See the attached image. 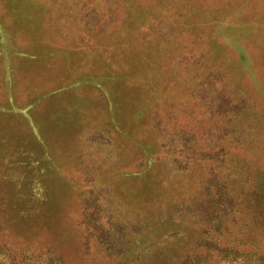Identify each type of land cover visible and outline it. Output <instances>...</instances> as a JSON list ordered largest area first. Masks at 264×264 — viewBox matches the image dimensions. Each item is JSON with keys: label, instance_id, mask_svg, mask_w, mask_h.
I'll return each mask as SVG.
<instances>
[{"label": "rangeland", "instance_id": "1", "mask_svg": "<svg viewBox=\"0 0 264 264\" xmlns=\"http://www.w3.org/2000/svg\"><path fill=\"white\" fill-rule=\"evenodd\" d=\"M167 13L179 42L147 44ZM261 26L264 0H0V264L264 258ZM135 41L161 79L132 77Z\"/></svg>", "mask_w": 264, "mask_h": 264}, {"label": "trees", "instance_id": "2", "mask_svg": "<svg viewBox=\"0 0 264 264\" xmlns=\"http://www.w3.org/2000/svg\"><path fill=\"white\" fill-rule=\"evenodd\" d=\"M140 10V9H139ZM176 16H177V18L180 20L181 18H184V17H187V15L186 14H184V13H178V15L177 14H175ZM167 18H162V19H160L159 20V22H152L151 24H150V31H149V33H148V35H146V42H147V44L148 43H150V42H154V44L156 43V38L160 35V34H162V33H164V35H165V37H168V38H170L171 39V37H170V35H172V39H175V40H177V38L178 37H180L181 36V33L183 32V30L182 29H180V28H178L175 24H174V19H175V17L173 16V15H170L169 13H167ZM131 17H132V19H130V22H131V24H140V22L142 21V16H141V14H140V11H138V8H132V15H131ZM173 21V22H172ZM147 23H148V21H147ZM126 25V24H125ZM172 25V26H171ZM152 26H154V28L156 29V30H158V32L156 33V31H155V29H153V27ZM170 26H171V28H170ZM222 26V25H221ZM120 27V26H119ZM113 28H115V29H117V30H119V28H117V26H114ZM126 28H127V26H126ZM167 29H168V31H167ZM196 29V28H195ZM198 29V28H197ZM219 30L220 29H218V27H215V31H217V34H219ZM122 31H124V30H122ZM165 31L166 32H169V33H171V34H169V33H165ZM261 31H262V36L264 37V26H261ZM194 32H196V36H198V41L199 40H203V34H204V31L203 30H201V29H198L197 31H194ZM127 34V33H126ZM169 34V35H168ZM129 37H131V38H133V36L131 35V31L130 30H128V34H127ZM178 36V37H177ZM136 38V37H135ZM174 40V41H175ZM169 41H171V40H169ZM178 41V40H177ZM179 42V41H178ZM135 43H136V45H135V48L137 49V51L135 52V56H134V58H133V63H138L137 65H135L136 67H135V69L137 70V71H132L133 72V75H132V77H134V78H139V77H141L142 76V74H141V72H146L147 73V75H149V79L148 80H150V79H152L153 78V76L154 77H157V78H159V79H161V72L159 71V67H158V62H157V60L155 59L154 60V58H151V56L154 54V51H153V49L152 50H148V48H150V47H148L149 45H146V44H144L143 46H144V48H145V53H144V55L142 54V52L139 50L140 49V47H143L141 44H139V43H137L136 41H135ZM153 44V45H154ZM152 45V46H153ZM223 50V46H221L220 48H219V51H222ZM241 50H242V52L241 53H239V55H240V59L242 60V61H244L245 60V55H244V53L246 52V49H244V48H241ZM139 52V53H138ZM148 52H149V54H148ZM202 53H204V51H202ZM140 55H142L141 56V59H143V60H141V59H139L140 58ZM145 55L147 56V57H145ZM141 60V61H140ZM239 62H241L240 60H239ZM170 63H171V61H170ZM205 64H206V61H205ZM118 69L119 68H121L120 66L119 67H117ZM180 76V77H179ZM106 78V77H105ZM180 78H181V75L179 74L178 76H177V80H176V83L177 84H179V83H184V81H182V80H180ZM198 80H201V79H198ZM79 83H81V81H78L76 84L74 83V84H71V86H74V85H77V84H79ZM88 83V82H87ZM257 84H259L260 86H261V89H262V91L264 92V85L263 84H261L260 83V81H258L257 80ZM161 86H163V84L161 83ZM170 86H172V85H170ZM100 87V86H99ZM198 87V85H194L192 88H194V89H196ZM157 89H158V87H156ZM163 88H164V86H163ZM189 89H191V88H189ZM157 97V99H158V96H156ZM179 98V97H178ZM168 100V99H167ZM183 100H185V98H181V102L183 101ZM145 108V107H144ZM228 108H227V103H226V101H224L223 103L221 102V105L219 106L218 105V111L219 110H223V112H220V113H224V112H226V110H227ZM262 111H264V108H262ZM142 112H144V110H142ZM225 114H228V113H225ZM225 115L223 114V117H224ZM229 115H227V117H228ZM195 119H197V117H194ZM204 131V130H203ZM257 144H258V142H257ZM134 145H135V143H134ZM138 148L140 149V150H142V152H144L145 153V155L146 156H148V162L150 163V165H148V163H147V161H146V164H147V166H151L152 164H153V162H154V159H153V156L154 155H156L157 153L156 152H160V150H155L154 148V146L153 145H151V147H147V146H145L144 144H142V143H138ZM149 146H150V144H149ZM147 148V149H146ZM259 152L261 153L262 152V150H259ZM172 159H175V161L177 162V160H178V162H179V164L180 165H182V161L180 160L181 158H178V157H175V158H173V157H171ZM174 161V162H175ZM187 165V164H186ZM262 166H264V165H262ZM261 166H257V168H260ZM262 168H264V167H262ZM181 169H184V168H181ZM261 169V168H260ZM179 171V170H178ZM261 174L263 173V172H260ZM142 175V174H141ZM226 177V176H225ZM257 188L258 189H260L261 188V193H264V175H261V176H259L258 177V185H257ZM262 196H264V195H262ZM259 198H260V195H259V191H257V203H260V202H258L259 201ZM217 199V200H216ZM234 200H235V196L234 195H232L230 192H224L223 194H221V195H219L218 197H215V198H213V200L212 201H215V204H216V206H217V209H216V213H211V215L210 216H213V219H220V218H222V217H225V215L227 214V210L224 208V207H222L221 208V205H222V202H223V205H224V202L226 201L228 204H231V203H233L234 202ZM235 203V202H234ZM233 203V204H234ZM199 208V207H198ZM264 210V207H262V204L260 203V204H258L257 205V211H263ZM210 212V211H209ZM259 230H261V231H263L264 232V229L263 228H261V229H259ZM264 234V233H263ZM264 240H262V238L259 236V234H257V245L258 246H261V245H263L264 246ZM217 245V243H215V246ZM258 262H259V264H264V258H261V257H259V256H257V264H258Z\"/></svg>", "mask_w": 264, "mask_h": 264}, {"label": "crops", "instance_id": "3", "mask_svg": "<svg viewBox=\"0 0 264 264\" xmlns=\"http://www.w3.org/2000/svg\"><path fill=\"white\" fill-rule=\"evenodd\" d=\"M14 76H15V74L14 75H12V74L10 75V80H9L10 82L9 83H10L11 87H13V84L15 83L14 80H12L14 78ZM11 77H13V78L11 79ZM13 100H14V98H12V96H11L10 100H9L10 103H13L14 102Z\"/></svg>", "mask_w": 264, "mask_h": 264}]
</instances>
